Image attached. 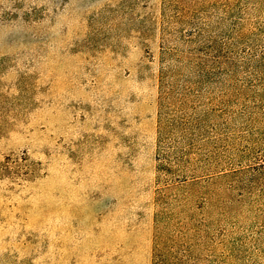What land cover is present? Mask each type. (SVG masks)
Listing matches in <instances>:
<instances>
[{
	"label": "rangeland",
	"instance_id": "374dc122",
	"mask_svg": "<svg viewBox=\"0 0 264 264\" xmlns=\"http://www.w3.org/2000/svg\"><path fill=\"white\" fill-rule=\"evenodd\" d=\"M0 264H264V0H0Z\"/></svg>",
	"mask_w": 264,
	"mask_h": 264
}]
</instances>
